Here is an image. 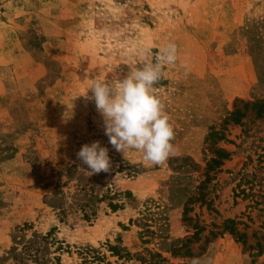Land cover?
I'll return each mask as SVG.
<instances>
[{
    "label": "rangeland",
    "instance_id": "rangeland-1",
    "mask_svg": "<svg viewBox=\"0 0 264 264\" xmlns=\"http://www.w3.org/2000/svg\"><path fill=\"white\" fill-rule=\"evenodd\" d=\"M169 44L175 153L151 165L80 95ZM260 74L264 0H0V264H264Z\"/></svg>",
    "mask_w": 264,
    "mask_h": 264
},
{
    "label": "clouds",
    "instance_id": "clouds-1",
    "mask_svg": "<svg viewBox=\"0 0 264 264\" xmlns=\"http://www.w3.org/2000/svg\"><path fill=\"white\" fill-rule=\"evenodd\" d=\"M176 60V46L169 44L157 55L155 62L130 68L122 79L92 78L80 95L94 102L102 118L104 135L117 152L125 154L130 149L137 150L151 165L163 164L175 153L174 128L156 85L162 78L163 67ZM76 156L87 166L81 169L89 176L110 171L109 149L99 140L82 145Z\"/></svg>",
    "mask_w": 264,
    "mask_h": 264
},
{
    "label": "trees",
    "instance_id": "trees-1",
    "mask_svg": "<svg viewBox=\"0 0 264 264\" xmlns=\"http://www.w3.org/2000/svg\"><path fill=\"white\" fill-rule=\"evenodd\" d=\"M256 67H257V65H256ZM256 77H257L258 79H259V78L262 79V77H264V75H261V74H260V75H257ZM234 120L237 121L238 119H234ZM213 162L218 163V160H217V159H213ZM111 250H112V252H114L115 254H117V253L115 252V250H117L116 247H112Z\"/></svg>",
    "mask_w": 264,
    "mask_h": 264
}]
</instances>
